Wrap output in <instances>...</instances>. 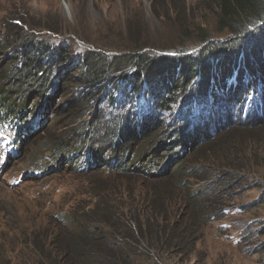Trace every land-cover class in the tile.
Wrapping results in <instances>:
<instances>
[{"label":"rangeland","instance_id":"374dc122","mask_svg":"<svg viewBox=\"0 0 264 264\" xmlns=\"http://www.w3.org/2000/svg\"><path fill=\"white\" fill-rule=\"evenodd\" d=\"M213 10L204 0H0V47L5 54L3 65L1 61L0 64L6 66L12 57L18 59L19 49L27 51L32 47H43L44 51L37 54L51 82L44 89L33 85L19 89L13 96L18 110L26 108L21 116L12 114L20 117L19 123L30 135L23 137L25 143L18 140L9 126L0 133V264H22V249L27 248L24 241L28 235L36 227L39 231L50 227L48 217L43 219V215L69 211L70 205L94 185L126 184L124 187L140 192V196L155 186L162 187L158 181L139 175L124 181L117 176L123 174L121 169L109 167L108 162H112L110 150L118 139L116 129L123 125L125 112L126 115L135 113V116L138 110L148 111L149 116L153 115L150 119L160 124L153 131V134L158 132L156 140H161L156 146L161 148L159 151L145 152L131 140L128 147L130 152L136 150L137 156L146 160L160 155L161 167L167 176L177 175L176 168L194 162L191 156L194 149L199 148L196 144L206 142L200 137L213 136L215 127L251 123L257 128L264 125V97L261 91H256L259 89L256 84H264L251 81L248 68L243 64L244 70L241 69L239 63L230 72L233 84H220L213 90L203 84L194 92L184 94V99L175 109L169 110L167 116L157 115L155 109L161 105V91L149 98L141 93L139 97L146 101L142 104L132 96L133 99L119 104L116 110L111 103H100L96 99L82 117L78 118L77 114L69 118L66 112L62 114L63 111L57 114L61 100L66 98L69 107L74 100L69 78L77 76L75 67L71 66L76 60L86 63L88 53L112 58L141 51L142 54L173 59L194 54L204 46L202 37H227L218 32L217 13ZM15 27L22 33L18 37L11 34L10 44L2 43L8 32L16 30ZM19 62L12 64L16 67ZM240 72H243L242 76ZM211 84L215 86L217 82L213 80ZM241 86L245 87L244 91H240ZM3 88L0 85V90ZM108 90L119 94L115 87L113 90L110 86ZM90 91L93 90L87 93ZM93 93L94 98L100 95V92ZM209 99L212 101L208 103ZM38 111L45 113L44 133L40 130L34 134L31 121ZM135 118L127 117L130 130L136 128ZM74 121L77 124L72 129L70 122ZM257 129L262 131L263 127ZM86 133L89 136H84ZM63 136L70 144L65 150H61L64 145L58 141ZM181 136L186 139H177ZM248 136L251 134L244 137ZM43 137L47 138L41 139ZM254 137L259 141L263 139L262 144L254 142L244 162L237 159L241 151L225 153L224 147L215 152L217 156L234 154V164L246 168L245 172H235L238 177L230 173L236 179L221 175L223 170L214 171L217 170L215 165H207L208 170L202 167V172L198 173L205 180L190 181L194 188L204 187L209 191V206L205 209L214 215L208 225L195 230L194 237H190L193 252L188 257L164 255L150 263L136 258L135 264H264V132ZM57 146H60L59 150ZM87 148L89 150L85 151ZM75 151L78 154L67 157ZM95 154L103 163L92 167ZM120 156L124 161L126 154L123 152ZM204 157L202 154L201 162ZM110 164L114 165L113 162ZM83 169L94 171L82 175ZM38 171H42L41 176ZM36 180L39 182L33 183ZM183 194L187 195L186 192ZM176 198L179 196L173 194L167 200L177 201ZM216 209L225 215L221 217ZM199 233L201 239H198Z\"/></svg>","mask_w":264,"mask_h":264},{"label":"trees","instance_id":"16d2710c","mask_svg":"<svg viewBox=\"0 0 264 264\" xmlns=\"http://www.w3.org/2000/svg\"><path fill=\"white\" fill-rule=\"evenodd\" d=\"M204 1L209 4L211 10H213L212 6L216 7L213 11L217 13L218 32L226 34V38L213 39L209 35L202 37L204 46L198 52L174 59L142 54L141 51L112 58L98 53H88L86 63L78 59L71 65L75 67L74 73L77 75L69 78L73 84L70 87L74 100L70 107L69 103L65 102L66 98L61 100L62 104L57 106L59 109L56 108L57 114L63 111L62 114L66 112L69 118L77 114L78 118L82 117L86 115L90 103L96 102V99L100 103H111L116 110L119 104L133 99L132 96L138 98V103L142 104L146 101L139 97L141 93L149 98L150 95L153 94L154 97L161 91L162 96L159 98L161 105L155 109L157 115L167 116L169 110L175 109L184 99V94L194 92L203 84H206L205 86L210 90L219 87L220 84L225 86L233 84L231 79L233 74L230 72L238 63L243 70V64L246 65L251 81L264 84V0ZM153 10L156 11L155 6ZM15 29L12 30L13 32L9 30L10 33L8 32L2 43L10 44V40H13L11 34L18 37L22 33L17 27ZM40 51H44V48L37 46L27 51L23 48L19 49L17 52L19 58L12 57L9 64L2 66V57L5 54L0 47L2 64H0V85L4 87L0 90V125L8 126L7 123L11 120H16L20 124V117L12 115L25 114L26 108L18 110L17 101L12 100L19 89H25L30 85L44 89L47 85H51L47 71L37 54ZM19 60L20 62L14 67L12 62ZM130 74L132 75L129 76ZM242 74L243 72H240V76ZM213 80L217 82L215 86L211 84ZM256 85L259 88L256 91H261L264 97V86ZM110 86L113 90L115 87L119 94L108 90ZM244 89V86L240 87V91ZM88 90L100 92V95L94 98L93 91L88 94ZM172 99L174 101H170ZM210 101L212 100L209 99L208 103ZM37 113L31 121L36 133L42 130L45 121V113L43 111ZM147 113L148 111L138 110L135 116V113L129 112L128 115L127 112L122 115L123 125L117 126L118 139L110 150L114 165L110 164L112 162L108 163L111 169H121L120 172L123 174L117 176L124 181H127L128 177L136 178L139 175L158 181L162 187L155 186L153 190L140 196V192L128 186L124 187L126 184L92 186L82 195L85 199L81 197L75 200L70 205L69 211L58 215L56 212L52 216H48L47 213L43 215V219L48 217L50 227L42 231L36 227L28 235L24 241L27 248L22 249V264H135L136 258L146 259L150 263L154 258L162 259L164 255L188 257L193 252L189 244L190 237H194L197 232L195 230L199 231L200 227L208 225L214 215H211V210L205 209L209 206L207 200L210 196L209 191L204 190V187L194 188L190 181L205 180L198 173L202 172V167L208 170L207 165H215L217 170L214 171L223 170L219 172L221 175H231L236 179L238 177L236 173L245 172L246 168L234 164V154L217 156L215 152L221 151L224 147H226L225 150L223 149L225 153L241 151L237 159L244 162L253 143L262 144L263 139H260V143L254 135L262 134L264 125L260 126L263 127L262 131L257 129L260 127H252L251 123L244 126L215 127L213 136L200 137L206 142L196 144L199 148L197 151L195 148L191 156L194 162L176 168L177 175L167 176L165 169L161 167L160 155L151 156L146 160L137 156L136 150L134 153L129 151L130 140L145 152L149 150L157 152L161 149L156 148L161 141L156 140L158 132L153 134L160 124L151 120L153 115L149 116ZM127 117H136L133 121L136 126L134 130H130L131 123L126 124ZM70 124L74 129L77 121ZM250 134L251 136L244 137ZM25 136L22 134V137ZM84 136L89 134L86 133ZM184 138L181 136L177 139L182 141ZM64 139L65 136L58 139L60 145H64L61 150L70 146ZM183 143L186 144L185 141ZM59 147L57 146L56 149L59 150ZM88 150L87 148L85 151ZM123 152L126 154L124 161L120 156ZM76 154L78 151L71 152L67 157L70 155L74 157ZM202 154L205 156L203 162L200 161ZM196 157L198 160H195ZM102 163L95 154L92 158V167ZM85 170L88 169H83L84 172L80 171V174L85 175L94 171V169L86 172ZM230 173H235L237 177ZM38 182L36 180L33 183ZM184 192L187 195H184ZM173 194L179 196V199L167 200L173 197ZM216 211L221 217L225 215L221 210L216 209ZM200 237L199 233L198 239H201Z\"/></svg>","mask_w":264,"mask_h":264}]
</instances>
